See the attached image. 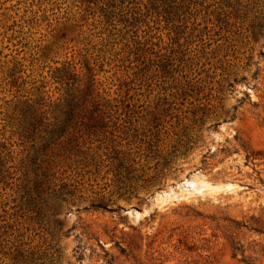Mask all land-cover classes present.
I'll use <instances>...</instances> for the list:
<instances>
[{"label": "rangeland", "instance_id": "rangeland-1", "mask_svg": "<svg viewBox=\"0 0 264 264\" xmlns=\"http://www.w3.org/2000/svg\"><path fill=\"white\" fill-rule=\"evenodd\" d=\"M0 264H264V0H0Z\"/></svg>", "mask_w": 264, "mask_h": 264}]
</instances>
